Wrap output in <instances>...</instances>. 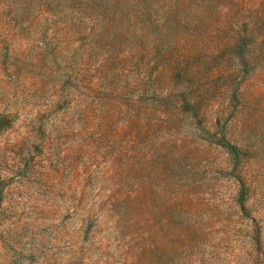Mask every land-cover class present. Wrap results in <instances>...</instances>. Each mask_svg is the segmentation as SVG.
Wrapping results in <instances>:
<instances>
[{"label":"rangeland","instance_id":"1","mask_svg":"<svg viewBox=\"0 0 264 264\" xmlns=\"http://www.w3.org/2000/svg\"><path fill=\"white\" fill-rule=\"evenodd\" d=\"M0 264H264V0H0Z\"/></svg>","mask_w":264,"mask_h":264}]
</instances>
